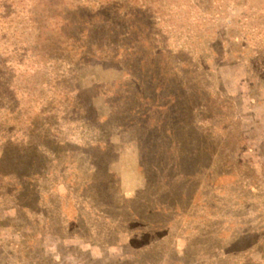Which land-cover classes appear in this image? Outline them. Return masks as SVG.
<instances>
[{"label":"rangeland","instance_id":"1","mask_svg":"<svg viewBox=\"0 0 264 264\" xmlns=\"http://www.w3.org/2000/svg\"><path fill=\"white\" fill-rule=\"evenodd\" d=\"M39 1L0 0V264H264V0Z\"/></svg>","mask_w":264,"mask_h":264},{"label":"trees","instance_id":"2","mask_svg":"<svg viewBox=\"0 0 264 264\" xmlns=\"http://www.w3.org/2000/svg\"><path fill=\"white\" fill-rule=\"evenodd\" d=\"M36 1H39V0H36ZM39 2H41V4L44 6V10H43L44 12L50 11L51 7H53L54 5V0H40ZM50 12H53V10ZM49 19L50 18L48 17H45L43 19V23H42L43 28L49 27L51 25V23L49 22L50 21Z\"/></svg>","mask_w":264,"mask_h":264}]
</instances>
